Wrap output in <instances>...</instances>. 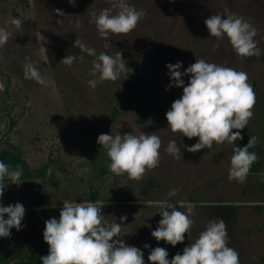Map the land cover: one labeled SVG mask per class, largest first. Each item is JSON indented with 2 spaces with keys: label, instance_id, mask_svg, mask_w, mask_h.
<instances>
[{
  "label": "rangeland",
  "instance_id": "374dc122",
  "mask_svg": "<svg viewBox=\"0 0 264 264\" xmlns=\"http://www.w3.org/2000/svg\"><path fill=\"white\" fill-rule=\"evenodd\" d=\"M113 2L75 0L73 6L68 0H0V27L11 33L6 44L0 45V107L7 91L10 117L9 121L0 118V142L17 146L31 169L48 162L55 183L49 186L51 200L39 208L61 210L65 200L99 202L107 225L126 217L119 238L139 248L145 264H150L151 240H155L151 232L161 220L160 209L147 204L160 200L182 201L192 206L193 212L192 228L182 244L172 247L155 240L157 247L168 251L169 260L183 254L211 220L222 219L229 247L239 253L240 264H264L261 216L251 208L263 203L258 186L264 182V168L260 173H248L244 183L229 181L232 144L214 143L196 153L186 151L199 142L198 137L172 134L166 120V112L183 89L165 90L171 82L166 65L177 61L182 62L181 72L201 58L245 72L255 105L252 118L240 132L249 139L254 136L264 153V0H125L144 15L129 34L104 39L92 22L93 16ZM112 11L115 14L117 10ZM214 14L243 18L256 33L253 39L259 55L240 57L226 36L219 40L211 37L204 21ZM13 21H19V26ZM76 40L86 49H94L96 56L122 53L129 73L150 102L143 125L134 122L131 97L121 86L123 72L115 82L90 87V80H99V75H91L96 56L81 52L74 46ZM67 55L76 56L70 66L60 63ZM189 79L184 77L185 85ZM140 131L159 132V166L146 171L138 181L111 173L98 136L139 135ZM171 139L181 148V160L165 152ZM173 190L176 194L169 196ZM89 191L96 193L91 201L87 199ZM176 208L179 210V205ZM145 244L149 248H144Z\"/></svg>",
  "mask_w": 264,
  "mask_h": 264
},
{
  "label": "clouds",
  "instance_id": "9594fccd",
  "mask_svg": "<svg viewBox=\"0 0 264 264\" xmlns=\"http://www.w3.org/2000/svg\"><path fill=\"white\" fill-rule=\"evenodd\" d=\"M68 2L74 6L75 0ZM113 9L117 10L115 14ZM56 12L62 13L58 9ZM143 15L142 11L129 6L125 0H114L110 8L102 9L98 15H94L92 22L99 36L108 39L110 35H127L132 32ZM12 23L17 26L20 24L19 21ZM204 23L211 37L219 40L226 36L238 56L259 55L253 39L256 33L250 30V25L243 18L214 14ZM10 35L6 27H0V45L6 44ZM74 46L81 52L88 51L89 55L96 56L94 49H86L77 40ZM80 58L83 59V56ZM75 59V55H67L60 63L70 66ZM182 66L180 61L166 65L171 82L165 90L183 89L182 96L166 112L167 129L172 134L179 133L188 139L198 137V143L186 148L190 153L211 148L214 143L232 144L242 140L240 130L247 127L255 105V94L248 83L247 74L209 63L202 58L196 59L184 72L180 71ZM122 72L129 73L130 69L122 59L121 52L117 51L115 56L101 52L93 60L91 73L92 76L99 75V80H90L89 85L94 88L99 82H115ZM32 74L35 75V72ZM185 76L190 77L187 85ZM234 129L237 131L233 132ZM158 133L140 131L139 135L100 134L97 143L107 152L110 172L117 176L126 174L129 179L138 181L146 171L157 168L162 147ZM255 143L256 138L252 136L245 147L233 149L229 181H246L252 164L257 160L256 154L249 152ZM165 152L176 160L182 159L176 139L169 140ZM21 176L19 167L10 170L8 165L0 161V198L9 184L19 186L22 183ZM175 194L176 190H173L169 196ZM176 205H179V210ZM147 206L158 207L161 216L151 236L157 242L164 241L172 247L182 244L185 234L189 233L193 225L190 218L193 214L192 206L182 201L174 204L167 200L149 201ZM185 207L186 212L180 211V208ZM101 210L99 202L76 203L65 200L59 219L45 221L43 240L48 245V254L40 257L41 264H145L144 253L119 238L126 217H121L120 223L113 219L115 222L107 225ZM25 211L19 202L6 207L0 204V238H10L13 228L17 231L22 229ZM144 248H149V245L145 244ZM168 255L165 248L156 247L151 250L148 261L150 264H240L239 253L229 247L228 230L222 219L211 220L198 238L183 249V254L177 253L171 260Z\"/></svg>",
  "mask_w": 264,
  "mask_h": 264
},
{
  "label": "trees",
  "instance_id": "16d2710c",
  "mask_svg": "<svg viewBox=\"0 0 264 264\" xmlns=\"http://www.w3.org/2000/svg\"><path fill=\"white\" fill-rule=\"evenodd\" d=\"M5 80L7 82L6 76ZM121 86L131 97L135 114L134 122L143 125L150 109V102L146 94L137 87L134 77L128 72H123ZM7 97L8 94L5 91L1 100L0 118L4 116L9 121ZM241 136L243 137L242 140L232 143L235 148L245 147L248 144L249 138L244 135ZM1 145L0 161L8 165L10 170L19 167L22 171V183L19 186L9 184L3 197L0 198V203L8 206L19 202L23 204L26 211L22 220V229L17 231L13 228L10 238H0V264H41L40 257L48 254V245L43 240L45 221L51 218L59 219L61 211L53 208H39L51 200L52 194L49 186L55 183L52 171L48 162L34 169L29 168L17 146L7 141L2 142ZM249 152H254L257 156V160L252 164L249 173H260L264 168V153L259 150L256 144L249 148ZM258 189L261 192L263 203L252 205L251 208L255 213L260 214V227L264 229V182L260 183ZM94 198H96V193L89 191L87 199L91 201ZM150 247L151 249L156 248L157 242L151 240Z\"/></svg>",
  "mask_w": 264,
  "mask_h": 264
}]
</instances>
